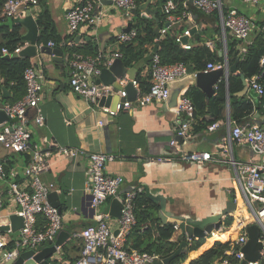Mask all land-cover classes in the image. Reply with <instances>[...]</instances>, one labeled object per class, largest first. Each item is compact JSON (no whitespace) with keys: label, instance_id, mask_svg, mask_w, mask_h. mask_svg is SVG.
Wrapping results in <instances>:
<instances>
[{"label":"crops","instance_id":"obj_1","mask_svg":"<svg viewBox=\"0 0 264 264\" xmlns=\"http://www.w3.org/2000/svg\"><path fill=\"white\" fill-rule=\"evenodd\" d=\"M39 1V6L36 7L37 12L33 13L38 24L37 55L29 58L45 76L41 107L46 116V123L44 126H37L31 122L30 127L33 130L31 150L27 152L12 151L0 143V162L5 165V174L0 175V190L5 194L4 207L0 209V225L11 224V216L19 214V207L8 196V189L14 180L26 181V169L31 161L28 156L32 158L33 150L37 148L46 153L48 160V166L42 173L43 180L56 184L54 191L58 195L64 215V226L61 231L70 233V236L58 247V251L41 264H71L80 257L84 244L80 233L85 227L95 224L91 194L87 189V179L90 174L89 157L93 152H109L116 155V159L108 164L107 172L111 175L123 176L121 191H142L152 202L158 203L159 209V202L152 197L163 196L166 199V210L171 214L205 217L220 212L228 201L234 200L237 192V173L229 159L235 157L238 161L264 165V154L256 153L247 143L233 141L232 148H227L231 128L235 122L264 124V110L260 105L261 97L254 89L248 87L243 76L234 78L239 71L236 69L235 72H229L227 77L229 70L224 69L218 82L211 85L214 91L205 90L202 86L195 84L181 92L180 95L189 96L195 106V120L188 137L177 135V129L185 119L176 107H169L167 101L141 105L138 90L135 99H132L131 109L110 115L102 110L103 105L107 106V103H102L101 100L107 96L95 104L73 90L70 84L71 73L67 51L83 53L80 49L86 42H91L94 46H98L101 52L110 55L120 50L121 43L118 37L134 18L131 20L126 18L121 9L104 1L97 4L96 12L101 17L98 24L94 27L81 26L71 35L66 14L70 7L84 3L86 0ZM224 3L226 9L236 8L253 19L255 27L250 41L253 40L259 29L258 22L264 21V3L249 5L237 0H224ZM43 12L48 15L49 24H51V38L47 44L49 45L50 41L60 42L58 46L52 47L63 51L61 60H54V55H42L40 52V46L44 43H40L42 26L38 23V17ZM26 16L27 14L22 17ZM1 22L5 25L9 22V18L3 17L2 9L0 25ZM185 25L191 28L196 27L197 32L206 26L192 12ZM21 26L22 38L28 34L29 29L24 25ZM213 26L214 24L210 23V28L206 27L209 33L205 40L208 54L205 68L210 62H219L215 56L223 57L221 32L214 33ZM70 38L73 39L72 49L62 44ZM4 43H6L4 31L0 29V53ZM30 44V41L22 39L19 46L24 48ZM239 46L241 50L244 49V45ZM156 47L158 49V43L144 45L143 55L131 65L124 62L125 65L130 68L143 61L136 76L140 74L146 80L152 59L146 62L144 58L150 55L153 58ZM204 69H195V71H204ZM96 81L104 83L99 77ZM25 93L26 82L19 84L17 80H9L0 69V97L4 104L16 102ZM237 103L249 105L251 111L235 119L233 115ZM32 115L33 112L30 111V116ZM210 118H215L214 123H218L213 130L210 129L211 124H206V120ZM8 121L0 123V130ZM173 139L179 141L183 151L210 152L212 160L203 164L183 160L181 152L171 145ZM55 142L61 146L79 148L84 153L74 158L70 157L53 147L52 143ZM103 209L108 210L109 205H104ZM158 210L154 213L157 217H159ZM241 214L246 212L243 211ZM237 215H229L233 218L230 224L226 223L229 216L224 218L225 227L222 232L215 230L207 237L200 238L206 241L198 249L188 251V258L181 264H190L216 240L225 242L237 238L247 227L246 222L236 217ZM159 219L161 224H167L160 217ZM1 235H4L12 246L18 232H6ZM131 236L134 239L137 236L149 237L139 232H133ZM182 236L180 228L177 227L171 240L176 242ZM130 243L132 244V241ZM190 245L191 241L189 247ZM46 246H50V242H46L37 250ZM258 261L259 264H264V249ZM4 262L6 261L0 264Z\"/></svg>","mask_w":264,"mask_h":264},{"label":"built area","instance_id":"obj_2","mask_svg":"<svg viewBox=\"0 0 264 264\" xmlns=\"http://www.w3.org/2000/svg\"><path fill=\"white\" fill-rule=\"evenodd\" d=\"M110 1L111 4L122 10L128 19L135 17V10L139 9L136 0H86L84 3L75 4L69 8L66 19L69 25V34H74L81 26L87 25L94 27L100 20V15L96 12L97 4ZM249 5L264 3V0H241ZM186 9L182 14H176L177 8L175 0H167L164 5L166 20L169 25L187 20L191 16L188 4H192L205 13L216 12L220 19L221 40L223 42L224 60L210 62L204 71L223 68L229 70L230 62L228 53L229 34L236 38L250 42V37L254 31L255 23L253 19L236 8H225L224 0H186ZM39 6V0H4L2 14L5 19L22 17L28 11L35 13ZM140 10V9H139ZM140 15L151 17L149 13L140 10ZM168 26L162 25L160 28L162 38L166 35ZM192 28L187 27L176 37L177 42L181 43L186 49L191 48L189 42H184V38L192 36ZM137 35V29L132 26L128 32H122L118 41L122 43L133 42ZM66 43V44H65ZM62 44L68 47L73 46V39L63 41ZM49 46H56L55 41H50ZM18 46L14 51L7 47L2 48L3 54L13 55L22 50ZM72 49V48H71ZM67 51V50H66ZM68 64L70 66V84L73 90L92 103H97L103 97L118 95L124 100H119L116 107L103 105L102 110L110 115H116L121 110L131 109L133 101L128 98V91L125 86L132 82L138 90L139 102L146 105L151 102H165L169 97V83L173 80L182 78L188 74V65L183 62L173 64L162 63L161 57L156 51L153 54L150 66L149 77L151 83L149 90L143 91L141 80L137 76L133 79L125 75L118 78L121 88L114 84L98 83L96 79L100 77L103 68L109 67L116 58H122L120 50L106 54L100 52L96 55L83 54L78 51H67ZM264 65V56L261 59ZM264 70L256 75L246 78L248 87L254 89L261 97L260 105L264 110ZM26 82L25 95L12 104H4L3 110L10 120L3 125L0 130V143L15 152H27L31 150V137L33 130L31 122L37 126H44L46 116L41 107L43 100V87L45 76L41 70L32 65L27 67L23 73ZM2 103L0 97V104ZM176 110L184 115V119L177 129L179 137H188L192 131L195 120V106L192 99L186 94L179 97ZM30 111L33 115L30 116ZM16 118L15 122L11 119ZM103 124V122H101ZM218 123L210 125V129H215ZM227 148H232L233 141L243 142L258 154H264V124L251 122H235L231 128ZM179 152L183 160L203 164L212 160V154L207 151L186 152L181 149L177 139L171 141ZM59 152L70 157H76L84 152L79 148L61 146L52 143ZM116 159V155L109 152H93L90 154V174L87 179V189L91 194V207L94 209L95 224L85 227L80 233L83 238V247L80 257L71 264H153L160 255L129 248L127 240L131 235L137 222L135 197L137 191L126 192L123 199L121 217L117 218L110 214L109 209L104 210V205H109L113 198H120L121 185L124 181L121 175H111L107 172V166ZM230 164L235 168L237 177V192L234 201L240 205L238 215L242 218L245 211L254 223H258L264 230V165L259 163H247L238 161L235 157L229 159ZM48 166L46 153L42 149H34L29 167L26 169V181L14 180L8 189V196L19 207V214L23 217V226L17 231L18 235L9 244L7 238L0 234V263L10 259H15L23 250L35 249L54 240L64 226V215L60 209L49 199V195L56 189L54 182H45L42 173ZM5 174V165L0 162V175ZM257 202L258 205H254ZM5 194L0 190V209L4 207ZM242 206V207H241ZM244 221V219H243ZM176 228L178 225H175ZM116 228V229H115ZM118 233L115 234V231ZM248 241V232L244 230L235 240V243L225 249L224 256L218 264H259V261H249L243 249Z\"/></svg>","mask_w":264,"mask_h":264},{"label":"trees","instance_id":"obj_3","mask_svg":"<svg viewBox=\"0 0 264 264\" xmlns=\"http://www.w3.org/2000/svg\"><path fill=\"white\" fill-rule=\"evenodd\" d=\"M137 4H141L146 0H136ZM186 0H175L177 8L176 14H182L186 9ZM4 0H0V10L2 9ZM40 2V1H39ZM167 0H153L150 7L158 9L157 18L144 17L140 15V10L136 9L135 17L132 21L133 27L137 29V35L133 42L122 43L120 51L122 52V59L126 64L131 65L136 62L142 55V47L148 43H158L157 52L161 57L162 63L173 64L176 62H183L186 65H190L195 69L202 70L205 68V60L208 57L205 40L209 33V24L213 23V32L219 34L220 32V19L216 12L205 13L195 6L188 4L190 12L198 17L206 26L200 28V31H196L192 35L190 40L188 39L191 48L186 49L181 43L177 42L176 37L182 33L187 27L186 20L183 18L181 22L169 25L166 20V14L164 12V5ZM38 23L42 26L40 34V43L47 44L51 38V24H49V17L45 12L41 13L38 17ZM161 23L164 26H168L166 35L160 39V32L156 31V27ZM259 29L255 33L253 40L245 41L229 34L228 36V56L230 64L237 62V70L239 74L235 77L245 76L246 78L256 75L264 70V65L261 63V59L264 56V21L258 22ZM207 27V28H206ZM21 24L5 25L1 22L0 29L4 31V38L6 43L3 47H7L9 50L14 51L21 42ZM213 36V35H212ZM214 37V36H213ZM59 41H56V45H59ZM218 43V42H217ZM244 45V49L241 50L239 45ZM2 47V48H3ZM78 50V49H77ZM84 54L96 55L101 52L98 46H94L91 42H86L80 49ZM212 57V55L210 54ZM219 61H223L222 56H215ZM32 62L29 57H11L6 58L1 49L0 53V69L8 77L9 80H17L20 83H24L23 73L24 70L32 66ZM141 80V87L144 91L149 90L150 81L149 77L144 80L140 74L137 76ZM146 81V82H145ZM264 81V76H263ZM251 111L249 105L237 103L234 110L235 119H239ZM215 118L206 120V124H213ZM31 160V157L28 156ZM136 207L137 222L133 228V232L148 235L147 238L137 236L135 239L130 235L127 240L129 248L138 249L149 253H156L160 257H168L173 254L179 247L183 236L176 242L171 240L176 226L172 223L161 224L159 217L155 216V211L159 209L158 203L152 202L148 195L142 191L136 192L134 199ZM228 224L233 221V218L229 216L227 219ZM142 232V233H141ZM235 240L219 241L216 240L210 248L205 250L199 257L192 260L190 264H218L219 260L224 256V251L235 243ZM132 241V244L130 243ZM206 239L192 240L188 251L198 249ZM188 251L177 256L171 264H181L188 258Z\"/></svg>","mask_w":264,"mask_h":264},{"label":"water","instance_id":"obj_4","mask_svg":"<svg viewBox=\"0 0 264 264\" xmlns=\"http://www.w3.org/2000/svg\"><path fill=\"white\" fill-rule=\"evenodd\" d=\"M153 0H146L139 5L140 10H144L151 15V17L157 18L158 9H153L150 7ZM105 3H110V1H105ZM26 17H17V18H9V22L7 25L12 24H21L26 26L29 29L27 35L22 37L23 40L30 41L31 44L22 48L19 53H14L13 55L4 54V57H35L37 55V34H38V24L32 14L31 11H28ZM132 23L123 30L124 32H128ZM162 27V24L159 23L156 27V31ZM197 31L196 27L192 28V35ZM122 32V31H121ZM184 42H188V37L184 38ZM157 51V47L155 48ZM40 52L42 55H54V60H61L63 56V51L59 48H54L49 46L48 44H44L40 46ZM224 56L225 53L222 52ZM228 56V53H227ZM229 58V56H228ZM152 59V55L145 57L144 61L148 62ZM143 61H140L134 67L128 68L122 58H116L113 63L107 68H103L102 73L100 74V79L105 84H114L117 88H121L118 83V78H121L125 75H128L129 78L133 79L136 77L137 72L142 67ZM237 69V62L234 64H230V69L227 72V77L229 76V72H235ZM224 73L223 68H217L215 70L206 71H195V68L188 65V74L182 78L173 80L169 83V97L167 99V104L169 107H177L179 103V97L181 92L192 86L198 85L202 86L205 90H210L211 85H214L220 79ZM245 80L246 77L243 76ZM213 87V86H212ZM125 89L128 91V98L135 99L137 94V88L134 87L132 82H129ZM133 97V98H132ZM119 100H124L120 98L118 95L107 96V98H103L101 100L102 103H107V105H111L112 107H116V104ZM4 103L0 104V123H3L10 118L7 116L6 112L3 110ZM17 119H11L12 122H15ZM126 192L121 191L119 193L120 198H113L109 204V212L114 217H121V210L123 207V203L121 199L124 198ZM154 200L159 202L160 209L157 211L159 217L164 223H172L178 225L181 230L183 237L185 238L176 249V251L168 257H162L160 259H156L153 264H171V262L180 254L188 251L189 243L193 239L197 238H205L208 235L212 234L213 231H223L224 229V218L229 215H234L238 213L239 205L234 202V200H230L227 202L226 206L217 213L205 216V217H197L192 215H180V214H171L166 210V199L163 196L160 197H152ZM50 201L57 206L60 211H62L60 201H58V195L56 191H52L49 195ZM254 205H258L257 202H254ZM244 221L246 222V230L248 232V241L244 245L243 249L246 253V258L249 261H258L262 257V250L264 249V230L258 224L254 223L253 220L248 216V214H242ZM11 224H3L0 225V234H5L6 232H17L23 226V217L20 214H13L11 216ZM118 233V230L115 231V234ZM70 236V233L67 231H61L56 240H51L50 246H46L40 250L35 249H27L21 251L15 259L7 260L2 264H41L45 261L49 260L57 251L58 247H60L64 241Z\"/></svg>","mask_w":264,"mask_h":264},{"label":"rangeland","instance_id":"obj_5","mask_svg":"<svg viewBox=\"0 0 264 264\" xmlns=\"http://www.w3.org/2000/svg\"><path fill=\"white\" fill-rule=\"evenodd\" d=\"M238 1L241 2L240 0H237V2H238Z\"/></svg>","mask_w":264,"mask_h":264}]
</instances>
